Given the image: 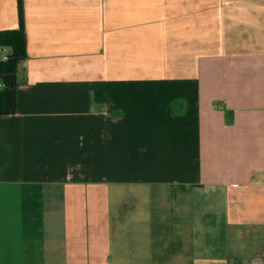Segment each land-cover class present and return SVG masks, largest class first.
Wrapping results in <instances>:
<instances>
[{"label": "crops", "instance_id": "0c3cea01", "mask_svg": "<svg viewBox=\"0 0 264 264\" xmlns=\"http://www.w3.org/2000/svg\"><path fill=\"white\" fill-rule=\"evenodd\" d=\"M22 13L0 264H263L202 245L214 220L264 237V0ZM18 22V0H0V31Z\"/></svg>", "mask_w": 264, "mask_h": 264}, {"label": "trees", "instance_id": "16d2710c", "mask_svg": "<svg viewBox=\"0 0 264 264\" xmlns=\"http://www.w3.org/2000/svg\"><path fill=\"white\" fill-rule=\"evenodd\" d=\"M19 22L15 29L0 31V115L15 112L17 68L26 54V39L23 25L22 0H18Z\"/></svg>", "mask_w": 264, "mask_h": 264}, {"label": "rangeland", "instance_id": "374dc122", "mask_svg": "<svg viewBox=\"0 0 264 264\" xmlns=\"http://www.w3.org/2000/svg\"><path fill=\"white\" fill-rule=\"evenodd\" d=\"M216 217L217 214H214ZM219 217V214H218ZM215 220L209 225L204 223V226H209L213 233L206 239V244L202 245L205 250L213 252L215 255H223L225 258L234 257L239 260L250 258H260L264 264V257L262 254L264 250V237L260 235H253L250 232L238 235L236 230L226 228L224 223L218 226ZM264 235V230L261 231Z\"/></svg>", "mask_w": 264, "mask_h": 264}, {"label": "built area", "instance_id": "2783aa9c", "mask_svg": "<svg viewBox=\"0 0 264 264\" xmlns=\"http://www.w3.org/2000/svg\"><path fill=\"white\" fill-rule=\"evenodd\" d=\"M0 59L4 60L6 59V55L3 53L1 56H0ZM0 87H2V82L0 80Z\"/></svg>", "mask_w": 264, "mask_h": 264}]
</instances>
